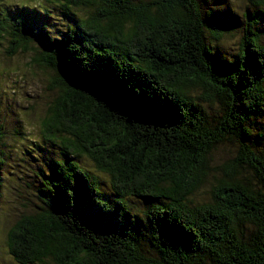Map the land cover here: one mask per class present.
Masks as SVG:
<instances>
[{
  "label": "trees",
  "instance_id": "obj_1",
  "mask_svg": "<svg viewBox=\"0 0 264 264\" xmlns=\"http://www.w3.org/2000/svg\"><path fill=\"white\" fill-rule=\"evenodd\" d=\"M47 1L86 12L56 38L25 6L11 31L0 20L8 56L35 42L37 67L56 71L41 133L64 154L41 174L43 206L8 230L14 264H264V128L254 130L264 117V0H247L233 60L207 42L205 29L214 42L226 30L199 0ZM222 144L236 156L210 174ZM80 157L109 176L111 193ZM208 177L211 197L194 201ZM130 198L147 204L143 218Z\"/></svg>",
  "mask_w": 264,
  "mask_h": 264
},
{
  "label": "rangeland",
  "instance_id": "obj_2",
  "mask_svg": "<svg viewBox=\"0 0 264 264\" xmlns=\"http://www.w3.org/2000/svg\"><path fill=\"white\" fill-rule=\"evenodd\" d=\"M199 2L206 9L216 10L210 24L226 30L224 37L214 42L208 38V30L205 29L207 42L216 47L218 55L233 60L241 49L245 12L247 8L252 12L253 8L247 0ZM20 6H25L29 14L34 15L35 26L45 27L52 38L60 36L68 25L74 24L71 17L83 18L86 12L82 7L66 10L47 0H12L11 3L8 0L0 1V20H8V31L15 28L12 19L16 18L17 8ZM257 27L263 35L261 43L264 44V23ZM10 46L8 36L0 34V125L4 126L5 132L3 144H7L0 146V151L5 153L4 164L1 165L0 264H14L6 247L8 230L25 211L38 212L43 206L35 194L41 174L46 173L54 161L64 158L59 140H48L41 133L42 119L58 93L57 89L51 87L54 80H57L54 74L56 71H44L37 67L34 62L40 50L37 43L32 42L27 52L19 50L8 56L7 49ZM193 93L200 95V90L194 89ZM202 105L206 106L210 113L216 112L220 107L216 103L212 107L205 103ZM263 118H259L256 123V133L264 128ZM17 131L20 133L18 136L15 135ZM258 145H264V139ZM235 150L234 144L218 146L210 156V174L220 173L223 164L236 156ZM77 161L98 178L103 192H112L109 176L99 172L89 158L80 157ZM211 180L212 178L208 177L197 190L192 197L194 201L200 203L211 197ZM128 200L132 212L143 218L147 204L134 198Z\"/></svg>",
  "mask_w": 264,
  "mask_h": 264
},
{
  "label": "clouds",
  "instance_id": "obj_3",
  "mask_svg": "<svg viewBox=\"0 0 264 264\" xmlns=\"http://www.w3.org/2000/svg\"><path fill=\"white\" fill-rule=\"evenodd\" d=\"M8 2H9V3H11V2H12V0H8Z\"/></svg>",
  "mask_w": 264,
  "mask_h": 264
}]
</instances>
